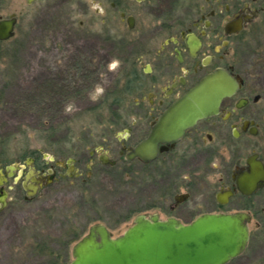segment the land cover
<instances>
[{"label":"flooded vegetation","instance_id":"flooded-vegetation-1","mask_svg":"<svg viewBox=\"0 0 264 264\" xmlns=\"http://www.w3.org/2000/svg\"><path fill=\"white\" fill-rule=\"evenodd\" d=\"M23 3H38L47 11L76 10L91 25H97L104 43L143 50L140 56L131 58L125 79L127 91L143 97H137L136 107L143 111L150 109V129L146 136L132 143L129 140L135 136V130L127 123L118 137L123 157L150 164V176L166 184L161 196L152 203V208L159 211L150 213V218L157 215L161 220L175 218L188 224L206 213L245 214L250 228L247 247L255 231L259 236L264 234V49L257 43L259 26L264 25V0H23ZM24 5L20 6V12L0 15V19H15L14 35L7 40L14 38L20 29ZM80 23L84 25L86 19ZM220 69L234 77L239 86L234 94L223 99L219 113L199 119L176 138L160 141L157 155L149 162L141 157H127L136 145L154 134L168 110ZM114 103L120 104L116 98ZM111 150V147L92 150L88 163L78 156L57 159L39 150L23 163H13L18 167L14 171L9 166L0 169V180L7 188L10 177L17 183L25 172L22 185L26 198L24 184L29 176V182L33 178L40 181L36 195L61 180L89 182L105 165H117L118 159ZM70 158L73 160L69 161ZM203 162L207 164L206 170L202 168ZM210 172L220 174L213 188L207 183ZM203 202L207 204L206 210ZM256 253L264 256V249Z\"/></svg>","mask_w":264,"mask_h":264},{"label":"rangeland","instance_id":"rangeland-1","mask_svg":"<svg viewBox=\"0 0 264 264\" xmlns=\"http://www.w3.org/2000/svg\"><path fill=\"white\" fill-rule=\"evenodd\" d=\"M23 4L16 36L0 40V169L23 163L39 150L57 159L78 156L88 163L92 150L111 147L118 159L116 166L105 165L89 182L57 181L30 199L22 185L25 172L17 183L9 178L7 188L14 187L8 205L0 210V264H52L58 255L71 261L73 246L92 225L103 222L117 237L139 214L156 212L152 203L166 184L150 176V164L120 154L118 136L124 128H117L113 117L121 113L122 121L135 130L132 143L150 129V109L143 111L135 103L142 95L124 92L125 69L143 50L104 43L97 25L76 10L47 11L38 3L0 0V15L20 12ZM81 19H86L84 25ZM259 30L256 40L264 49V25ZM118 96L125 99L116 105ZM96 114L105 117L100 122ZM202 168L207 169L205 162ZM219 175L208 174L209 188ZM68 241L73 242L66 248ZM260 249L264 234L255 231L246 251L230 264H264V256L256 253Z\"/></svg>","mask_w":264,"mask_h":264},{"label":"water","instance_id":"water-1","mask_svg":"<svg viewBox=\"0 0 264 264\" xmlns=\"http://www.w3.org/2000/svg\"><path fill=\"white\" fill-rule=\"evenodd\" d=\"M14 25L15 19H0V40L14 35ZM238 86L224 70L210 74L168 110L154 134L136 145L127 157L149 162L157 155L160 141L176 138L199 119L219 113L223 99L234 94ZM9 168L14 171L18 167L11 164ZM253 173L257 174L255 168ZM29 179L24 184L27 198L40 188L39 179ZM0 184L1 210L8 205L10 190L2 180ZM249 239L245 214L206 213L188 224L139 214L134 224L117 237L106 224H94L74 246L69 264H227L245 251Z\"/></svg>","mask_w":264,"mask_h":264},{"label":"trees","instance_id":"trees-1","mask_svg":"<svg viewBox=\"0 0 264 264\" xmlns=\"http://www.w3.org/2000/svg\"><path fill=\"white\" fill-rule=\"evenodd\" d=\"M128 90V88L127 89H125L124 90V92L125 91H127ZM123 92V93H124ZM122 96H123V94H122ZM122 96H118L117 98H116V100H117V102H119L120 104H121V102L125 99V97H122ZM96 116H99L101 119H96L97 121H102L103 120V117H105V115H103V114H99V115H97L96 114ZM113 117H115L116 119V126H117V128H122L124 125H126L128 122L127 121H122L123 120V118H124V115H122L121 113H118V114H116V115H114L113 114ZM94 119V118H93ZM75 238V237H74ZM73 238V239H74ZM77 239H74V241H76ZM71 242H73V241H68L67 242V246H66V248H68V246H69V244L71 243ZM45 245V244H44ZM44 245H43V247H44ZM39 247H42V246H39ZM46 249H48V248H41V250H43V251H45ZM63 257H60L59 255L58 256H56V257H54L53 259H52V264H68V262H69V260L67 259V257L65 258V259H62Z\"/></svg>","mask_w":264,"mask_h":264}]
</instances>
